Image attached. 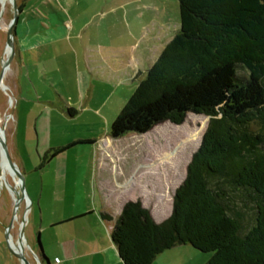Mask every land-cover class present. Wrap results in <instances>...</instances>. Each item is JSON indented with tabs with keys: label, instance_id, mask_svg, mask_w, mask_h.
<instances>
[{
	"label": "rangeland",
	"instance_id": "1",
	"mask_svg": "<svg viewBox=\"0 0 264 264\" xmlns=\"http://www.w3.org/2000/svg\"><path fill=\"white\" fill-rule=\"evenodd\" d=\"M118 1L95 0V38L91 33L92 27L88 26L83 33V39H68L60 43L61 47L67 45L82 52L93 40L95 41V78L90 73L89 83L82 76L81 88L79 79H76L75 88L72 86L68 89L63 88L70 97L66 100L76 110L74 116H69L64 104L51 95L54 93L51 84L46 87L47 89L38 85L39 94L34 90L35 93H31L33 102L27 106L26 102L18 106V100L9 88L0 89L1 123L5 126L6 140L13 159L25 176L27 192L32 202L25 228L29 246L25 250L31 264H43L39 241L50 263L55 264L53 255L59 250L57 251L58 247L55 244L57 231H51L49 217V207L52 208L53 205L55 208L70 211L87 207L96 209L106 193L107 196H114L113 201L119 197L145 203L152 210L151 215L157 223L169 218L173 213L175 192L186 179L190 160L199 149L209 126L210 116L190 112L181 125L162 121L145 134L132 132L121 138L111 136L113 122L141 80L139 74H144L149 69V61L158 58L180 27L179 0L158 1L164 10L162 24L164 29L153 38L155 40L152 47L146 51L147 59L142 60V55L140 57L138 54L139 63L134 68L135 73L132 71L129 74L126 72L125 75L109 76L108 62L113 58L108 60L109 49L111 46L134 40V32L140 26L139 22L133 19V15L131 18L133 35L122 34L127 28V23L121 22L122 11H116ZM13 17L14 8L10 2L5 7L1 20L0 73L1 58L5 56L6 32ZM112 55L115 58L117 54L111 52L110 56ZM81 59V69L84 71L88 67L85 58L81 56ZM59 62L61 65H68L65 57ZM54 69L50 63V74L58 77L67 74L64 66H61V71L56 72ZM235 77L246 81L254 79L245 68L230 66L215 71L198 86L181 91L200 97L207 106H215L217 109L230 107L241 111L264 100L261 92L256 89L258 85L239 89ZM4 81L7 86V77ZM93 86L95 94L91 97ZM44 101H57L60 105L46 108L45 104H42ZM60 106H64L65 113ZM44 119L50 122L44 125ZM25 123L29 124L28 130ZM65 147H67L65 151L52 156L55 150ZM42 162L44 165L41 167ZM126 180L131 182L129 186L127 183L124 184ZM155 191L158 192L156 195ZM0 205L4 211L3 223L6 227L12 220L14 197L2 180ZM239 205L241 206L240 202L238 207ZM26 206L24 201L20 207L19 221H15L12 229L11 234L15 240L19 236ZM61 213L62 211H57V216L60 217ZM252 217V212H244L246 231L254 222ZM42 225L45 232L40 231ZM50 243H54L53 248H50ZM8 247L5 229L4 240L0 242L3 263L21 264ZM196 252L195 263L207 264L209 255Z\"/></svg>",
	"mask_w": 264,
	"mask_h": 264
},
{
	"label": "trees",
	"instance_id": "2",
	"mask_svg": "<svg viewBox=\"0 0 264 264\" xmlns=\"http://www.w3.org/2000/svg\"><path fill=\"white\" fill-rule=\"evenodd\" d=\"M179 8V31L138 83L111 136L144 134L162 121L181 125L190 112L210 116L209 126L172 215L157 223L141 201H128L111 237L123 264H153L184 244L208 254L207 264H264V100L241 111L217 109L181 91L233 66L254 77H235L238 88L258 85L264 98V0H179ZM244 212L253 213L247 231ZM102 218L114 220L106 212Z\"/></svg>",
	"mask_w": 264,
	"mask_h": 264
},
{
	"label": "crops",
	"instance_id": "3",
	"mask_svg": "<svg viewBox=\"0 0 264 264\" xmlns=\"http://www.w3.org/2000/svg\"><path fill=\"white\" fill-rule=\"evenodd\" d=\"M158 1L161 0H150L149 2L148 0L118 1L119 5L115 7L116 11H122L121 22L127 23V28L123 30L122 34L133 35V19L138 21L140 26L134 32V40H128L125 44L118 46H111L109 49L108 60L111 57L114 58V55L110 56L111 52L112 54L113 52L117 54L114 59L111 58L108 62L109 76L125 75L126 72L129 74L132 71L135 73L134 68L139 63L137 55L139 54L140 57L142 55L143 60L146 51L154 43L155 39L153 38L158 36L160 31L164 29L162 26L164 10L162 6L160 7ZM9 3L10 0L7 1V4ZM18 4L21 10L20 20H18L15 27L16 54L10 70H7L6 87L16 96L18 106L23 102H26L27 106L33 102L31 101V93H35L34 90H36L37 94H39L38 85L46 88L51 84L54 91L51 95L64 104L69 113V108L73 107L66 100V98L69 100L70 97H68L63 88L68 89L71 86L75 88L76 79H79L81 88L82 76L89 83L90 79L88 77L90 73L95 78V41L93 40L92 44L82 52H78L67 45L61 47L60 43L62 41L66 42L68 39H83V33L88 26L92 27L91 33L95 38V0H19ZM90 10H93L92 13H88ZM133 15L134 18L131 19ZM82 20L84 21L82 22ZM81 56L85 58V63H87L88 67L84 71L81 69ZM63 57H65L69 66L61 65L59 61ZM157 59L149 61V69ZM50 63H52L56 72L61 71V66H64L67 69V74L59 77L50 74ZM148 70L144 74H139L141 79L145 77ZM44 87L43 89H45ZM4 89L6 88L4 87ZM70 92L73 93V91ZM91 92L90 96L92 97L95 94V86H93ZM10 101L11 103L13 102V100ZM57 101H44L42 104H45L46 108H48L60 105ZM64 106H60L63 113H65ZM17 112L19 113V111ZM43 122L45 125L50 121L44 119ZM17 123L18 125L20 124L19 121ZM38 123L39 121L36 122L37 127ZM25 124V128L28 130L29 124ZM43 165L44 162L41 163V167ZM1 180L8 186L13 197L16 198L15 193L19 190V186L14 183L13 176L8 170L6 172L1 171L0 182ZM124 184L129 186L131 182L126 180ZM156 193L158 192L155 191L154 194L156 195ZM113 197L104 193V198L96 209L87 207L70 211L60 207L55 208V205L52 208L49 207L51 231H57V242L55 244L58 247L57 251H59L53 255L55 264H123L111 235L115 220L121 214L124 205L132 199H120L117 197L113 201ZM143 205L150 209L145 203ZM57 211H62L60 217L57 216ZM105 212L113 216L114 220L105 221L102 218V213ZM3 214V208L0 207V242L4 240V231L6 229L3 223ZM16 221H19V215ZM44 228L43 225L40 226V231L45 232ZM11 243L19 246L13 235ZM53 247L54 243H50V248ZM14 249L16 250V248ZM25 249L24 247L26 254ZM40 253L42 257H44V254L47 257L45 251L42 253L41 247ZM196 253V250L190 245L176 246L160 254L153 264H196ZM0 264H4L1 254Z\"/></svg>",
	"mask_w": 264,
	"mask_h": 264
},
{
	"label": "water",
	"instance_id": "4",
	"mask_svg": "<svg viewBox=\"0 0 264 264\" xmlns=\"http://www.w3.org/2000/svg\"><path fill=\"white\" fill-rule=\"evenodd\" d=\"M11 3L13 5L14 8V17L11 20L10 24H9V28L7 33V42H6V49H5V56L3 58H1V62H2V70L0 73V89H3L5 87V77L7 75V70L10 69L11 64L15 58V54H16V50H15V27L18 23L19 19V15H20V8H19V4H18V0H11ZM1 28V27H0ZM6 90V89H5ZM2 119L0 116V125H1ZM4 129H1L0 126V152L1 154H4L5 157L7 158V161L10 165V167L12 168V170L14 171L15 175L18 177L19 179V190L15 193L16 194V198H14V209H13V216H12V220L10 225L6 226V241H7V246H9V250L11 251V253L20 260L21 264H31L30 260L28 259V257L26 256L25 252H24V240H26V236H25V228L27 225V219H26V214L29 213V211L31 210V199L29 197V194L27 192V187H26V181H25V176L23 174V172L20 170L18 164L14 161L13 156L11 154L8 142L5 138V126H3ZM145 134V133H144ZM8 188V186H7ZM27 196L30 200V203H27ZM26 201V211L24 212V216H23V220L22 223L20 225V232H19V236L17 239V242L19 244V248L20 250H15L12 245H11V240H12V229L14 227V223L16 221L17 218V213L20 211V207L21 204ZM40 243V247L42 248V253H44L43 250V246ZM45 254L44 257H42V261L43 264H51L49 261V258H45Z\"/></svg>",
	"mask_w": 264,
	"mask_h": 264
},
{
	"label": "bare ground",
	"instance_id": "5",
	"mask_svg": "<svg viewBox=\"0 0 264 264\" xmlns=\"http://www.w3.org/2000/svg\"><path fill=\"white\" fill-rule=\"evenodd\" d=\"M7 1L8 0H0V27H1V20L3 18V14H4V11H5V7L7 6ZM11 2V0H10ZM7 72V71H6ZM5 88L7 89L6 85H5ZM1 126V129L3 130L4 129V124L0 125ZM5 138L7 139V134H6V130H5ZM1 164H0V167H1V171L2 172H6L7 170L10 172V174L13 176V181L16 185L19 186V179L16 177L14 171L12 170V168L10 167L8 161H7V158L5 157L4 154H1ZM27 203L29 204L30 203V200L27 196ZM19 215V212L17 213V216ZM28 217V214H26V219ZM12 244V243H11ZM12 246L14 248H16V250H20V248L18 247V245L16 244H12ZM24 246L25 248L29 247L26 240H24Z\"/></svg>",
	"mask_w": 264,
	"mask_h": 264
},
{
	"label": "built area",
	"instance_id": "6",
	"mask_svg": "<svg viewBox=\"0 0 264 264\" xmlns=\"http://www.w3.org/2000/svg\"><path fill=\"white\" fill-rule=\"evenodd\" d=\"M57 261H59V260H57Z\"/></svg>",
	"mask_w": 264,
	"mask_h": 264
}]
</instances>
